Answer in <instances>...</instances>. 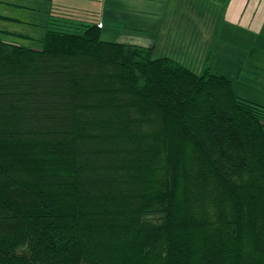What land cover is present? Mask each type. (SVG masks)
Returning a JSON list of instances; mask_svg holds the SVG:
<instances>
[{
	"label": "trees",
	"instance_id": "1",
	"mask_svg": "<svg viewBox=\"0 0 264 264\" xmlns=\"http://www.w3.org/2000/svg\"><path fill=\"white\" fill-rule=\"evenodd\" d=\"M40 44L0 30V264H264V106L91 19Z\"/></svg>",
	"mask_w": 264,
	"mask_h": 264
},
{
	"label": "rangeland",
	"instance_id": "2",
	"mask_svg": "<svg viewBox=\"0 0 264 264\" xmlns=\"http://www.w3.org/2000/svg\"><path fill=\"white\" fill-rule=\"evenodd\" d=\"M236 1L230 0V8ZM10 2L14 4L9 5L6 0H0V20L4 17L3 21H0V28H5L12 34H3V38L16 40L24 46L40 48V39L46 31V14L42 11L30 12L15 5L18 0ZM151 2L159 9L154 10L150 5L148 9L142 7L146 11L139 8L136 15L129 17L128 30H113L106 26L101 32V39L117 41L118 36L125 34L150 47L153 58L171 56L196 74L209 68L231 80L236 95L264 106V32L258 34L259 32L251 29V32L244 30V27L235 23V20L240 21L243 17L239 13L230 14L229 25V22L223 19L229 0ZM253 2L249 3V6ZM164 3L169 4L170 15L164 13ZM259 3L260 6L255 1L253 8L251 7L254 16H258L264 1ZM26 11L29 13H25ZM142 17L143 20L140 21ZM14 32L32 38L13 35ZM125 35L124 37L130 40Z\"/></svg>",
	"mask_w": 264,
	"mask_h": 264
},
{
	"label": "crops",
	"instance_id": "3",
	"mask_svg": "<svg viewBox=\"0 0 264 264\" xmlns=\"http://www.w3.org/2000/svg\"><path fill=\"white\" fill-rule=\"evenodd\" d=\"M150 1L151 0H18V2L15 3V5L28 9L30 10V12L42 11L43 14H46L47 16L46 27L48 26L50 19H52L53 17L70 15L72 17H76L77 19H81V20L91 19L95 21L97 24H101L100 30L102 32V30L106 26H109L113 30L115 29H122L123 31L124 29L128 30L130 28L129 27L130 23H128V19L129 17L136 15V11L139 8L142 9V7H144L148 9V5H150L151 6L150 8L154 10L159 9L158 6H155L154 4H152V2L150 3ZM252 1L254 2L257 1L260 6L261 3L259 2H262L264 0H237L231 8H230V0H229V3L224 9L223 19H225L226 22H229L228 24L230 25V14L235 15V13H239L242 14L244 18L242 17L240 21L235 20V23H237L241 27H244V30L247 29V31L249 32L251 31H254L256 33L259 32L258 34L264 32V3L259 9L258 16H254L253 15L254 11L252 9L254 2L252 5L249 6V3H251ZM6 2L9 5L14 4V2H10V0H6ZM164 4H165V8L163 7V11L165 10L164 13L170 15V13H168V10H170L168 9L169 4L167 3ZM256 5L257 3L255 4V6ZM25 13H29V11H26ZM2 18L4 17H1L0 20L1 22L3 21ZM141 20H143V17L142 19H140V21ZM145 20L146 19L144 18V21ZM29 21H33V20L29 19ZM249 29H251V31ZM0 30L2 31V36L3 34L5 35L9 34L12 36V34L8 33L9 31L6 30L5 28L4 29L0 28ZM13 35H18L26 38L31 37L27 35L24 36L21 34H15V32ZM124 35L125 34L118 36L119 40L117 39V41H112V42H120V43L147 47L145 44L134 41L133 39H131V37L125 35L126 37L130 38V40L126 39ZM5 40L8 42L18 43L16 40H7V39ZM104 41H110V40H104ZM161 57H169L173 59L171 56H161Z\"/></svg>",
	"mask_w": 264,
	"mask_h": 264
},
{
	"label": "built area",
	"instance_id": "4",
	"mask_svg": "<svg viewBox=\"0 0 264 264\" xmlns=\"http://www.w3.org/2000/svg\"><path fill=\"white\" fill-rule=\"evenodd\" d=\"M98 27L100 28L101 27V24H98Z\"/></svg>",
	"mask_w": 264,
	"mask_h": 264
}]
</instances>
